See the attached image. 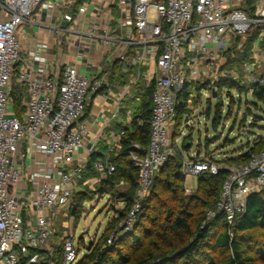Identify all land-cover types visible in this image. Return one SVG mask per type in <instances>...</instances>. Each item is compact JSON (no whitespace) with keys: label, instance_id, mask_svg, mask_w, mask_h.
Instances as JSON below:
<instances>
[{"label":"built area","instance_id":"2783aa9c","mask_svg":"<svg viewBox=\"0 0 264 264\" xmlns=\"http://www.w3.org/2000/svg\"><path fill=\"white\" fill-rule=\"evenodd\" d=\"M54 1L0 0V264H52L47 248L50 217L70 210L73 190L83 181L86 170L87 163L76 160L88 136L80 120L87 99L109 87L106 78L86 77L75 65L48 74L44 72V57L30 54L29 61L22 59L21 27L31 22L37 9H52ZM117 7L121 14L117 29L102 39L112 48L113 60L130 63L135 76L118 95L115 113L129 88L141 79L151 89L148 146L142 158L129 154L140 169L136 198L141 202L157 171L174 155L169 127L178 98L182 94L194 98L195 94L188 93L190 87L195 91L203 77L214 76L215 64L228 62L233 48L245 52L246 42L257 27L260 30L244 67L248 75L259 70L261 73L249 80L264 86V0H118ZM86 10L81 6L77 12L84 14ZM66 20L67 24L74 21L70 15ZM87 39L80 42L84 50L96 46L94 36ZM150 61L151 75L147 73ZM13 83L17 93L25 95L20 116L12 103ZM215 89L209 87L206 93L213 94ZM123 135L120 132L119 138ZM23 144L52 161L49 167L38 168L32 191L21 197L16 190L23 174L14 162ZM131 147L140 148L138 144ZM111 150L107 148V152ZM93 151V146L86 149L87 156ZM219 168L206 159H196L183 162L181 172L185 177L203 173L214 176ZM94 169L103 178L115 172L105 156L96 160ZM226 169L216 206L206 212V218L221 217L231 226L245 213L248 198L264 188V150L252 155L246 164ZM138 212L136 204L127 213L120 223V227L125 226L123 233L131 229ZM62 256L63 264H76L78 252L70 240L63 244Z\"/></svg>","mask_w":264,"mask_h":264},{"label":"trees","instance_id":"16d2710c","mask_svg":"<svg viewBox=\"0 0 264 264\" xmlns=\"http://www.w3.org/2000/svg\"><path fill=\"white\" fill-rule=\"evenodd\" d=\"M259 30L260 28L257 27L246 42L245 53L247 56L251 43ZM225 85L227 89L239 88L233 81ZM12 87V103L15 113L20 116L24 110V107L20 106L23 94L17 93L14 83ZM197 89L199 90V88ZM248 89H250L253 98L264 105V86L251 84ZM150 98V86L143 87V93L136 96L137 106L132 114L130 129L126 127L120 130V132H124V135L120 137L118 149L114 148L111 152H107V147H105L107 156L101 155L99 152L89 156L86 170L82 174L83 180L84 174L96 173L94 163L101 156H105L108 162L115 167L113 174L101 179L98 185L99 194L115 196L113 189L117 180L123 181L128 190L118 194V198L124 204V210L119 212L117 219L110 222L100 240L94 245H89L87 253L76 264H256V256L249 248L248 241L251 239L252 230L264 226V188L260 193L248 198L245 213L236 217L231 226H228L221 217H216L205 223L203 222L205 211L215 208L221 184L228 170L219 168L217 175L214 176L207 173L200 174L197 179L196 194L185 197L178 191L182 181L181 161L176 159L175 154L169 157L164 166L155 174L146 196L147 202L141 205L133 229L124 233L125 236L114 240L118 234L113 232L115 226L124 220L135 203L140 169L136 163L129 159V154L134 153L138 158H142L143 151L148 146L152 109ZM187 102L186 94H182L178 98L176 115L172 121L174 127L177 126V121L181 119V116L185 114ZM132 144H138L140 148L132 149ZM184 144L185 142L182 147ZM263 150L264 139H261L257 142L256 147L249 148L238 159L242 164H246L252 155H257ZM158 186L167 195L164 201L165 213L163 222L152 229L144 225L147 215L145 211L150 204L148 201H151L152 190ZM78 194L82 193L78 192ZM76 198L79 201L82 199L78 195ZM73 199L75 196L73 197L72 194V203ZM74 205L76 204L73 203L71 206ZM211 226L212 229H218L213 240H211L213 237V232L210 231ZM124 229L123 225L119 227L121 233ZM145 235L149 236L147 240H145ZM109 239L110 243H108ZM53 262L54 264H63L62 252L56 261L53 257L51 258V263ZM19 264H24V261H20Z\"/></svg>","mask_w":264,"mask_h":264},{"label":"rangeland","instance_id":"374dc122","mask_svg":"<svg viewBox=\"0 0 264 264\" xmlns=\"http://www.w3.org/2000/svg\"><path fill=\"white\" fill-rule=\"evenodd\" d=\"M19 40L22 44L20 36ZM231 53L233 57H230L228 62L215 64L214 76L203 77L199 81L195 86V97L187 102L185 114L177 121L176 127L173 124L169 128L172 148L176 159L181 161V166L183 162L190 160L206 159L220 168L239 167L243 165L238 159L241 154L251 147H256L257 142L264 139V105L257 102L248 89L251 86L250 76H258L261 72L255 69L252 75H248L244 67L245 63L249 62L247 53L237 51L236 48H233ZM231 81L239 88L227 89L225 84ZM142 84L138 83L135 86L136 96L143 93L145 86ZM212 86L216 88L214 95L210 92L207 94L206 90ZM25 101L24 95L23 103ZM134 105L130 107L133 108ZM9 111H12L11 107ZM183 142H185L184 147H182ZM180 173L182 181L179 184V193L185 197L196 194L198 176L185 177L181 168ZM101 179L103 177L98 173L84 174V180L82 178L83 181L72 193L73 197L75 196L73 203L76 205L68 211L64 209L61 213L51 215L49 220L51 237L47 248L52 253L54 261L61 256L63 244L70 240L78 250V262L87 253L89 245L96 244L110 222L117 219L119 212L124 210V204L118 198V194L127 192L128 187L123 181L117 180L113 189L115 196L101 195L98 193ZM77 195L82 198L81 201L77 200ZM166 197L165 191L160 186L152 190L151 201H148L150 204L145 211L147 215L144 225L147 228H156L157 224L163 222ZM147 199L139 202L136 198L133 206L139 204L141 210V205H144ZM207 210H204L205 223L210 221L206 218ZM137 219L138 217L135 218ZM133 226L134 224L131 230ZM119 227L120 224L115 226L113 231L118 233L114 240L125 236L120 232ZM210 228L213 232L211 238L213 240L218 229H212V226ZM251 232L249 248L256 256V264H264V226ZM148 238L149 236L145 235V240Z\"/></svg>","mask_w":264,"mask_h":264},{"label":"crops","instance_id":"0c3cea01","mask_svg":"<svg viewBox=\"0 0 264 264\" xmlns=\"http://www.w3.org/2000/svg\"><path fill=\"white\" fill-rule=\"evenodd\" d=\"M117 1L55 0L52 9H37L31 22L21 29L22 59L25 62L29 61L30 54L40 55L46 60L44 72L48 74L58 72L65 65H75L86 77L107 79L109 87L87 99L85 112L80 120L86 126L88 136L83 148L78 150L76 160L86 163L89 159L86 149L91 146L94 148L93 153L99 152L105 156H107L105 147L118 149L119 132L130 126L134 108L137 106L136 88L131 87L121 99L120 108L117 114L115 113L118 95L135 76V70L130 63L113 60L112 48L105 45L102 39L108 34L112 35L117 29V22L121 16ZM81 6L87 8L84 14L77 12ZM67 15L74 19L70 24H67ZM90 35L96 38V46L84 50L80 42H87ZM148 65L147 73L151 75L152 61L148 62ZM33 68L37 66L34 65ZM139 83H143L142 85L147 88L144 79ZM194 92L190 87L188 93L193 95ZM190 98L193 99L192 96ZM130 105L134 107L131 108ZM51 161V158L44 154L28 150L26 145H21L14 165L21 169L23 178L18 184L16 194L24 197L31 192L33 175L40 166L49 167Z\"/></svg>","mask_w":264,"mask_h":264},{"label":"water","instance_id":"95a60500","mask_svg":"<svg viewBox=\"0 0 264 264\" xmlns=\"http://www.w3.org/2000/svg\"><path fill=\"white\" fill-rule=\"evenodd\" d=\"M213 95H214V93H213ZM73 207H74V206H73ZM73 207H72V208H73ZM81 237H82V236H80V238H81Z\"/></svg>","mask_w":264,"mask_h":264}]
</instances>
